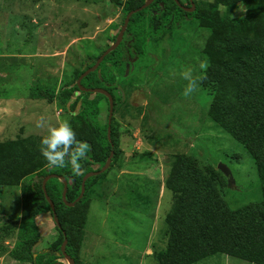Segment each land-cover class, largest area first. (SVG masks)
Instances as JSON below:
<instances>
[{"label": "rangeland", "instance_id": "rangeland-1", "mask_svg": "<svg viewBox=\"0 0 264 264\" xmlns=\"http://www.w3.org/2000/svg\"><path fill=\"white\" fill-rule=\"evenodd\" d=\"M193 1L201 18L241 14V3L230 8L215 7V0ZM180 2L189 6L187 0ZM124 7L123 0H0V144L28 138L39 143L46 134L36 127L41 116L52 124L67 120L71 125L60 95L74 72L110 44ZM200 22L186 19L148 38L145 54L134 59L112 91L119 153L106 175L87 191L79 264H158L168 235L165 216L173 202L165 181L181 154L195 157L199 168L210 173L228 213L261 200L255 162L209 116L211 95L200 88L199 80L195 92L183 95L187 81L180 73L192 69L193 76L200 77L203 71L199 52L208 35ZM107 116V104L101 100L99 122L104 124ZM43 160L41 152L21 160L22 175L31 172L24 181L35 176ZM220 163L230 170L231 179L217 168ZM21 183L0 185V264H31L10 254L20 223ZM5 226L11 227L9 233L2 230ZM57 235L51 215H39L32 251L49 248ZM196 264L254 263L217 253Z\"/></svg>", "mask_w": 264, "mask_h": 264}, {"label": "trees", "instance_id": "trees-1", "mask_svg": "<svg viewBox=\"0 0 264 264\" xmlns=\"http://www.w3.org/2000/svg\"><path fill=\"white\" fill-rule=\"evenodd\" d=\"M144 1H124L120 25L126 14ZM237 3H242L247 10L236 17L220 19L213 16L201 18L198 6L193 12H185L174 0H154L148 7L131 15L119 46L81 80V85L86 88H104L112 95L126 77L128 67L130 71L134 59L145 54L148 38L160 36L192 18H199L200 27L207 32V44L199 52L209 65L201 73L200 77L204 78L199 80L200 88L211 95L207 112L253 158L261 179V200L228 213L216 195L210 173L199 168L195 157L179 155L165 181V187L172 192L173 202L165 216L168 235L165 251L156 258L158 264H196L217 253L264 264V0H215L214 5L233 8ZM247 29L250 34L242 33ZM116 35L109 37L110 44ZM105 49L74 72L60 95L61 101L67 103L77 139L90 145V150L80 161L82 175H74L70 164L63 168L51 167L44 158L35 176L24 181L31 172L22 175L21 160L39 155L40 144L34 138L20 143L6 140L0 144V185L22 181L17 242L10 252L16 260L31 264L59 262L58 259L63 257L61 244L66 238L65 252L74 259V264H79L78 244L89 203L87 191L106 175L107 170L85 181L84 195L71 207L62 200V181L56 177L46 181L45 190L54 204L61 228L53 221L57 238L49 248L39 251H32V248L37 240L36 218L44 213L53 218L42 189L45 176L56 174L67 180L65 201L71 203L80 193L84 174L99 170L111 150L114 151L111 164L119 153L112 128L113 117L111 142L107 138V120L101 124L98 119L100 101L104 100L108 108L107 98L100 93L80 91L76 85L79 75L91 67ZM10 229V226L2 228L6 233Z\"/></svg>", "mask_w": 264, "mask_h": 264}, {"label": "clouds", "instance_id": "clouds-1", "mask_svg": "<svg viewBox=\"0 0 264 264\" xmlns=\"http://www.w3.org/2000/svg\"><path fill=\"white\" fill-rule=\"evenodd\" d=\"M238 10L245 12L247 8L241 3ZM208 66L207 62L199 63V68L202 70H206ZM180 75L187 81L183 92L185 97L195 92L198 87V80L204 78L194 77L192 69L183 70ZM36 127L46 129V134L41 137L39 144L40 152L49 166L63 168L70 164L74 175H82L83 169L80 161L85 158L90 150V145L77 139L70 123L67 120H61L52 124L41 116L36 121Z\"/></svg>", "mask_w": 264, "mask_h": 264}, {"label": "water", "instance_id": "water-1", "mask_svg": "<svg viewBox=\"0 0 264 264\" xmlns=\"http://www.w3.org/2000/svg\"><path fill=\"white\" fill-rule=\"evenodd\" d=\"M154 0H145L143 2V4L134 9V10H131L129 11L124 20H123V24L115 38V41L110 44L99 56L98 58L96 59L95 63L87 68L86 70H84L80 75L79 77L77 78L76 80V85L78 87V89L80 91H83V92H92V93H100L102 95H104L107 100H108V117H107V123H108V127H107V138L109 140V142H111V121H112V117H113V108H114V100H113V97L112 95L110 94V92H108L106 89L104 88H86L84 86L81 85V80L82 78H84L86 75H88L90 72H93L98 66L99 64L102 62L103 58L108 54L110 53L111 51L115 50L120 42L122 41V38H123V34H124V31L126 30L127 28V25H128V22H129V18L131 17V15L137 11H141L142 9L148 7ZM175 3L182 9L184 10L185 12H193L195 10V3L193 2V0H188L189 3H190V6L189 7H185L183 5L180 4L179 0H174ZM129 68V67H128ZM127 68V70H128ZM126 70V72H127ZM111 147H113V144L111 143ZM113 154H114V151L111 150L109 156L107 157L104 165L99 169V170H94V171H90V172H87L86 174H84L83 178H82V181H81V189H80V193L78 195V197L74 200V202H66L65 201V194L67 192V180L64 178V177H61V176H58L56 174H49L47 176H45V178L42 180V189H43V192H44V195H45V198L46 200L48 201L49 205H50V208H51V211H52V216H53V221L55 222L56 226L60 229L61 226L59 224V220L57 218V215H56V212H55V209H54V204L53 202L50 200L49 196L47 195V192L45 190V183L48 179L50 178H53V177H56L58 179H60L63 183V190H62V194H61V197H62V200L63 202L65 203L66 206H73L76 202H78L82 196L84 195V191H85V181L90 178V177H93V176H97L101 173H103L104 171H106L110 165H111V160H112V157H113ZM217 168L225 175L227 176L228 178L231 179V172L230 170L223 164H218ZM66 243H67V239L64 238L62 244H61V254L63 255L64 259L68 262V264H74V259L71 258L69 255L66 254L65 252V246H66ZM53 264H63L61 262H56V263H53Z\"/></svg>", "mask_w": 264, "mask_h": 264}, {"label": "flooded vegetation", "instance_id": "flooded-vegetation-1", "mask_svg": "<svg viewBox=\"0 0 264 264\" xmlns=\"http://www.w3.org/2000/svg\"><path fill=\"white\" fill-rule=\"evenodd\" d=\"M175 2V1H174ZM179 2H180V0H179ZM188 3H189V1H188ZM180 4L181 5H183L181 2H180ZM178 6V5H177ZM183 6H185V7H189L190 6V3H189V6H186V5H183ZM179 7V6H178ZM122 26V25H121ZM121 26H120V28H121ZM120 28H119V30H120ZM119 30H118V32H119ZM118 32H117V34H118ZM124 33H125V31H124ZM117 36V35H116ZM123 36H124V34H123ZM122 40H123V38H122ZM115 41V40H114ZM122 42V41H121ZM120 42V43H121ZM63 256V255H62ZM72 258V257H71ZM59 260V262H60V260H65L64 259V257H62V259L60 258V259H58ZM66 261V260H65ZM56 263V262H55ZM61 263H63V262H61ZM64 264V263H63ZM67 264H68V262H67Z\"/></svg>", "mask_w": 264, "mask_h": 264}, {"label": "built area", "instance_id": "built-area-1", "mask_svg": "<svg viewBox=\"0 0 264 264\" xmlns=\"http://www.w3.org/2000/svg\"><path fill=\"white\" fill-rule=\"evenodd\" d=\"M123 1H126V0H123Z\"/></svg>", "mask_w": 264, "mask_h": 264}]
</instances>
